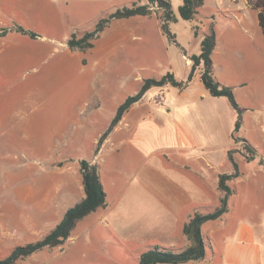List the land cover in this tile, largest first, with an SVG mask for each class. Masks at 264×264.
Returning a JSON list of instances; mask_svg holds the SVG:
<instances>
[{
  "label": "crops",
  "instance_id": "obj_1",
  "mask_svg": "<svg viewBox=\"0 0 264 264\" xmlns=\"http://www.w3.org/2000/svg\"><path fill=\"white\" fill-rule=\"evenodd\" d=\"M72 1L88 4V0H0V29L8 30L0 35V150L38 165L32 177V195L37 199L33 211L43 214L42 226L55 228L85 198L81 161L87 160L99 168L106 206L77 223L66 248L80 243V255L101 264H121L122 259L139 264L140 256L155 246L182 251L192 244L184 232L191 217L213 213L221 206L225 193L219 180L235 173L232 155L238 176L227 182L231 189L227 211L201 226L205 257L184 264H264V29L260 9L248 0H214L207 14L199 13L188 24L183 19L173 23L170 29L176 42L170 40L174 47L165 50L164 67L147 68L148 76L139 79V87L130 92L121 84L120 93L115 94L104 92L103 70L111 63L120 67L122 57L117 50L137 32L144 33L152 18L113 19L85 51L71 48L69 41L73 35L93 31L105 17L90 28L82 24L68 29L64 40L34 32L40 24L36 19H57L62 4ZM99 2L103 10L104 0ZM223 6L222 24L214 8ZM24 27L34 36L20 32ZM211 30L215 35L212 76L233 91L241 110L237 132L238 113L226 97H214L205 87L203 64L187 83L191 57L201 53L203 37ZM53 59L57 61L52 63ZM43 63L49 65L43 76L23 80L27 65L36 70ZM168 73L185 84L151 88L111 126L119 107L138 93L146 79L159 80ZM60 74L75 80L74 90L53 100L61 113L50 117L53 128L41 130L34 115L41 100L54 98L52 81L56 84ZM62 120L67 123L64 127ZM83 121L90 125L81 130L77 125ZM103 246L111 249L107 256L102 255ZM58 256L49 264L56 263Z\"/></svg>",
  "mask_w": 264,
  "mask_h": 264
},
{
  "label": "rangeland",
  "instance_id": "obj_2",
  "mask_svg": "<svg viewBox=\"0 0 264 264\" xmlns=\"http://www.w3.org/2000/svg\"><path fill=\"white\" fill-rule=\"evenodd\" d=\"M213 1L214 0H204V5L199 10L198 14H207L211 10ZM232 1L239 2V0ZM133 2L146 4L147 0H104L103 10L102 4H100L99 0H88V4L87 1L82 3L80 1L65 2V5L62 4L63 6H61L63 8V12L58 16L57 19H36L40 21V24L34 32L39 34V36L46 37L48 39L64 40V36L68 29L70 30L72 28H76L82 24L85 28L87 26L90 28L94 25V22L97 19L102 17L108 18L113 12L116 11V9L131 7ZM171 3L173 10L175 9L177 12L175 10L174 11L178 15V8L183 3V0H171ZM248 4L254 8H259L260 11L264 13V0H248ZM225 8L226 7L224 6L220 9L214 8L216 18L218 19L219 23L222 24L225 21L223 17ZM161 16L162 10L155 9L153 15L146 16L152 18L147 20L149 26L147 27V30L144 33L137 32L125 46L117 50V53H120L122 57L120 59V67L114 68L113 64L111 63V65L106 66L103 70V76L105 80L103 89L105 93L115 91V94H119V91L122 89L120 86L121 84L126 85L124 91L129 88L128 90L131 92L137 86L139 87V79H141L142 76H148L147 68L152 67L153 65H157L161 69L164 67V61L166 59L165 50L168 47H174V44L170 42L171 39L167 34L164 33L163 30L162 31L164 34H161V30L156 24L157 21L161 27ZM50 20H52V22ZM53 21H55V25L53 24ZM229 21L232 23V20ZM181 22L184 24L189 23L185 20H182ZM60 23L61 28L58 27ZM172 24H170V26ZM232 26L236 28L235 23H232ZM24 28H20V32L23 30L28 32L27 29ZM196 29L199 33V28L195 27V30ZM7 31V29H0V35ZM98 36L94 37L93 40ZM149 46L152 47L151 50H149ZM191 46L196 47V42L192 41ZM58 52L59 51L55 50V54H58ZM55 61L57 60L53 59L51 62L53 63ZM45 64L47 63L37 66L38 69L36 70L32 69L30 64L27 65L25 70H23V80L26 78H28V80H32L34 78H40L43 76L49 69V65ZM136 76L140 78H135ZM74 84L75 80L73 79L72 81H68L65 74H60V76L56 78V84L54 81H52V89L55 90L54 93L64 94L63 96H57L54 94L53 99L49 97L41 100L37 112L34 115V117L37 119L36 123L40 125L41 130L51 129L54 127L53 121L50 117L59 115L62 108L58 109V107L53 104V100L56 102L57 100L59 101L62 98H65L67 93H69L71 90H74ZM86 88V84H83L82 92L85 95ZM154 94L155 93L152 92L151 96ZM116 99L117 97L115 100ZM60 124V126L64 127L67 123L66 121L62 120ZM89 125L90 123L83 121L77 125V128L83 130ZM54 166L56 165H52L51 168L54 169ZM36 167H38L37 164L30 162L25 157L16 160L14 157L10 156V152L8 155H6L3 150H0V261L5 260L16 247L39 241L54 229L43 227V214L40 213L39 215V213L33 211V206L35 203H37V199L32 195V177ZM125 176H128L127 171ZM67 241L63 246L56 248H45L30 257L19 259L13 264H49L51 260L64 251ZM107 248H104L103 246V256H107L111 253V249ZM114 251L115 249H113V252ZM80 252V243L71 247H67L65 251L58 256L57 262L53 264H101L98 261L91 259V257H87L88 255L81 256ZM127 262L128 261L125 259L120 260L121 264H126Z\"/></svg>",
  "mask_w": 264,
  "mask_h": 264
},
{
  "label": "trees",
  "instance_id": "obj_3",
  "mask_svg": "<svg viewBox=\"0 0 264 264\" xmlns=\"http://www.w3.org/2000/svg\"><path fill=\"white\" fill-rule=\"evenodd\" d=\"M203 5L204 0H183V3L178 8L177 15L173 10L171 0H147L146 4H139L138 2H135L131 7L118 8L108 18L101 19L94 31L88 32L82 37L73 35L72 39L69 41V46L71 48H78L80 50L90 49L93 47V38L98 36L105 29L110 20L125 19L137 16H151L154 14L155 9L162 10V16L160 17L162 20L161 28L164 33L168 35L171 41L176 42L174 35L170 31V24L178 22L180 18L185 21L193 20ZM259 18L261 26L264 29L263 12L260 13ZM22 32L34 36L33 33H28L24 30ZM195 34L198 35L197 29L195 30ZM214 44L215 35L214 31L211 30L209 35H205L203 37L201 43V53L191 57L193 66L187 83L193 79L196 70L203 64L204 68L202 72V80L205 87L214 97H226L230 101L233 108L237 111L239 115L236 124L237 132L240 127L239 124L241 110L235 100L233 91L232 89L219 84L212 76L211 54ZM168 84L174 87H182L185 83L178 82L172 73L166 74L159 80L146 79L138 93L127 98V100L119 107L111 126L116 125L123 117V114L134 103L141 100L145 93L151 88L164 87ZM245 148L247 147L245 146ZM249 150L250 149H248V151ZM230 158L233 162L235 173L220 176L219 187L225 193L224 198L221 200V206L213 213L205 215L195 213L184 227L185 234L192 242L191 246L179 252L167 250L160 246L152 247L140 256L139 264H184L190 261L202 260L205 257L206 247L201 232V226L205 222L218 219L224 213H226L228 198L231 195V189L227 185V182L238 176V166L232 158V155ZM81 172L85 188V198L71 207L66 212L62 221L43 239L26 244L24 246L16 247L5 260L0 261V264H13L17 260L30 257L45 248H56L63 246L71 237L73 229L80 220L99 208H104L106 206V194L101 182L98 166L91 164L87 160H83L81 161Z\"/></svg>",
  "mask_w": 264,
  "mask_h": 264
}]
</instances>
